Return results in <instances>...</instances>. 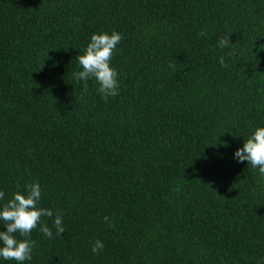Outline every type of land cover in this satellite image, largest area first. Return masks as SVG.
<instances>
[{
	"label": "trees",
	"instance_id": "1",
	"mask_svg": "<svg viewBox=\"0 0 264 264\" xmlns=\"http://www.w3.org/2000/svg\"><path fill=\"white\" fill-rule=\"evenodd\" d=\"M111 30L105 100L72 73ZM259 124L264 0H0V190L63 213L24 264H257L264 176L232 152Z\"/></svg>",
	"mask_w": 264,
	"mask_h": 264
},
{
	"label": "clouds",
	"instance_id": "2",
	"mask_svg": "<svg viewBox=\"0 0 264 264\" xmlns=\"http://www.w3.org/2000/svg\"><path fill=\"white\" fill-rule=\"evenodd\" d=\"M122 39L116 30L92 32L87 43L81 49L82 54L76 56L79 70L73 71L72 77L77 82L95 80L96 91L102 99L116 96L119 91L118 73L110 64L111 57ZM228 35L217 39L218 49L230 48ZM224 64L225 56L217 58ZM236 162H246L264 176V124L255 125L246 137H242V145L232 152ZM40 184L33 181L26 184L22 191H14L10 198L4 200V192L0 190V264L5 261H15L24 264L32 259L34 241L30 238L33 229L39 227L44 237L52 238L53 230L58 236L64 231L63 213L59 209L42 207L40 205ZM41 217L51 218V226L41 220ZM103 222L111 225V219L106 215ZM19 237V238H18ZM104 244L96 239L91 244V251L96 254L103 249ZM257 264H264V258L257 259Z\"/></svg>",
	"mask_w": 264,
	"mask_h": 264
}]
</instances>
